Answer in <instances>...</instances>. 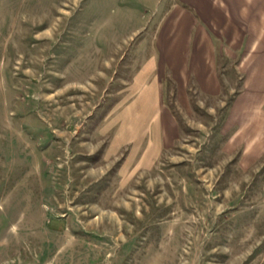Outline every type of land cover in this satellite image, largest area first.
I'll list each match as a JSON object with an SVG mask.
<instances>
[{
  "label": "rangeland",
  "instance_id": "rangeland-1",
  "mask_svg": "<svg viewBox=\"0 0 264 264\" xmlns=\"http://www.w3.org/2000/svg\"><path fill=\"white\" fill-rule=\"evenodd\" d=\"M171 2L0 0V264H264V160L223 151L239 80L220 63L221 94L190 79L182 108L154 41ZM150 56L179 136L126 168L118 109Z\"/></svg>",
  "mask_w": 264,
  "mask_h": 264
},
{
  "label": "crops",
  "instance_id": "crops-1",
  "mask_svg": "<svg viewBox=\"0 0 264 264\" xmlns=\"http://www.w3.org/2000/svg\"><path fill=\"white\" fill-rule=\"evenodd\" d=\"M168 4L158 16L154 41L159 56L173 65L177 102L182 108L188 105L190 79L197 94L220 95L219 64L233 65V80L238 79L239 86L227 90L233 95L221 125L223 151H237L240 167L251 168L264 160V0H173ZM149 60L125 90L118 109L119 135L113 146L128 145L126 168L135 163L149 167L179 136L176 118L161 104L160 77L156 81L146 77L155 63L153 56Z\"/></svg>",
  "mask_w": 264,
  "mask_h": 264
}]
</instances>
